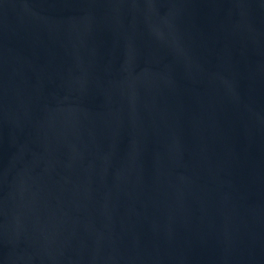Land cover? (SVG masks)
<instances>
[{"label": "water", "instance_id": "obj_1", "mask_svg": "<svg viewBox=\"0 0 264 264\" xmlns=\"http://www.w3.org/2000/svg\"><path fill=\"white\" fill-rule=\"evenodd\" d=\"M0 264H264V0H0Z\"/></svg>", "mask_w": 264, "mask_h": 264}]
</instances>
